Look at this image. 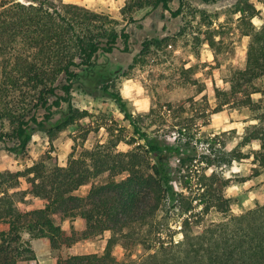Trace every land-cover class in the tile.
Returning a JSON list of instances; mask_svg holds the SVG:
<instances>
[{
	"label": "trees",
	"instance_id": "trees-1",
	"mask_svg": "<svg viewBox=\"0 0 264 264\" xmlns=\"http://www.w3.org/2000/svg\"><path fill=\"white\" fill-rule=\"evenodd\" d=\"M154 4L170 9L169 0ZM118 23L109 14L63 0H0V140L15 143L7 149L25 152L33 128L53 136L89 115L74 105L72 93L82 72L97 65L99 53H112L120 38L129 49L130 34L118 30ZM246 34V65L233 75L230 89L246 93L253 106L250 95L264 78V24ZM104 90L143 143L119 150L120 138L111 134L93 149L74 154L65 166L35 162L22 173L0 172V264L28 259L40 264L23 240L25 230L59 250L55 264H128L114 254L117 246L130 256L138 252L133 264H264V203L204 223L213 209L231 211L226 189L233 183L223 170L207 169L249 155L241 150L249 144H260L256 153L264 152L263 106L256 108L255 121L243 127L238 145L227 150L220 134H198L182 120L152 135L148 119L153 114L161 118L162 104L135 115L119 91L108 84ZM64 105V119L50 124ZM174 132L189 135L171 143L167 139ZM201 142H219L220 159L208 155L206 147L200 149ZM20 174L27 180L25 194L42 199V207L25 211L18 206V192L10 189L19 185ZM84 185H90L87 195L77 194ZM75 217L83 219L82 230L62 228L64 219ZM106 231L110 235L102 253L67 252L78 240ZM176 233L182 237L175 239Z\"/></svg>",
	"mask_w": 264,
	"mask_h": 264
},
{
	"label": "rangeland",
	"instance_id": "rangeland-1",
	"mask_svg": "<svg viewBox=\"0 0 264 264\" xmlns=\"http://www.w3.org/2000/svg\"><path fill=\"white\" fill-rule=\"evenodd\" d=\"M63 1L117 19L116 28H125L130 34L129 49H124L120 38L112 53L98 54L97 65L91 72H82L72 98L76 107L88 110V116L53 136L46 129L33 128L25 152L15 153L7 149L15 143L0 140V172L22 173L35 162H43L48 167L65 166L74 154L93 149L111 134L120 138L119 150L143 143L119 104L104 90L105 84L110 90L121 93L126 106L135 115L163 105L161 118L153 114L148 119L152 124V135L161 134L166 126L182 120L198 134H220V139L227 140V150L238 145L243 127L255 121L254 117L259 113L256 108L261 105L264 108V78L256 82L255 89L259 90L250 95L256 102L253 106L248 104L246 93L230 89L231 78L246 65L250 40L246 32L264 24V0H169L170 9H165L162 4L155 5L154 0ZM179 8L180 14L174 16L172 11ZM66 111L64 105L50 124L64 119ZM188 135L174 132L165 139L176 143L181 136L186 138ZM198 146L209 149L208 155L213 159H220L222 146L219 142L211 145L201 142ZM260 148L258 143L246 145L241 150L249 155L230 166L213 165L207 169L208 173L214 169L219 173L223 170L233 183L226 189L231 198V211L226 214L213 209L206 214L205 224L243 214L257 202L264 203V152L256 153ZM19 179V185L10 189V192H18V206L25 211L42 207V199L25 194L26 178L20 174ZM89 188L90 185L83 186L79 192L86 193ZM173 227L179 229L180 224ZM22 236L38 261L43 254L49 257L59 252L50 251L48 242L31 237L26 230ZM181 237V233L175 234V239ZM106 238L104 233L93 235L67 252L102 253ZM137 253L125 254L122 246L114 249V254L128 264H133ZM34 263L32 259L20 261V264Z\"/></svg>",
	"mask_w": 264,
	"mask_h": 264
},
{
	"label": "crops",
	"instance_id": "crops-1",
	"mask_svg": "<svg viewBox=\"0 0 264 264\" xmlns=\"http://www.w3.org/2000/svg\"><path fill=\"white\" fill-rule=\"evenodd\" d=\"M75 1H80V0H75ZM84 186H86V185H84ZM83 187V186H82ZM81 187V188H82ZM80 188V189H81ZM79 189V190H80ZM79 190H77V194H79V195H87V193L88 192H86V193H83V194H81L80 192H79ZM89 191V190H88ZM62 224V228L63 229H65V230H67V231H71V230H78V231H80V230H82L83 228H84V221H83V219L81 218V217H75V218H67V219H64L63 220V222L61 223ZM73 224V225H72ZM29 233V232H28ZM30 234V233H29ZM102 234V233H101ZM104 234H106V236H107V238L105 239V242H104V248L103 249H105V246H106V242H107V239H108V236L110 235V234H108V231H106V232H104ZM30 236L31 237H33V238H38V237H34V236H32L31 234H30ZM38 239H42V240H44L45 242H47L45 239H43V238H38ZM81 240H83V239H80V240H78L77 242H75V244H73V246L74 245H76V243H79V241H81ZM48 245H49V247H48V249L51 251L52 250V248H51V246H50V244L49 243H47ZM72 246V247H73ZM71 247V248H72ZM70 248V249H71ZM90 253H98L97 251H94V252H90ZM74 254H86V253H74ZM46 255H44L43 254V257H39V263L40 264H55V259L53 258V256H49V257H45Z\"/></svg>",
	"mask_w": 264,
	"mask_h": 264
}]
</instances>
